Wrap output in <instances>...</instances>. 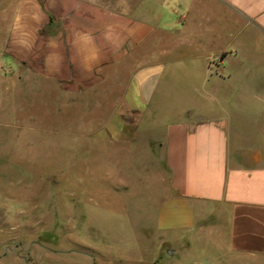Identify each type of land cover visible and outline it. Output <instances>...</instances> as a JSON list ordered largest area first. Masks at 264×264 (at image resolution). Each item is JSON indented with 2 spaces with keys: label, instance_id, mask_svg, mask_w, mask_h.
I'll return each instance as SVG.
<instances>
[{
  "label": "crops",
  "instance_id": "obj_1",
  "mask_svg": "<svg viewBox=\"0 0 264 264\" xmlns=\"http://www.w3.org/2000/svg\"><path fill=\"white\" fill-rule=\"evenodd\" d=\"M11 1V56L62 86L135 56L121 111L143 119L166 95L174 116L155 140L160 191L136 202L131 232L88 253L7 249L0 264H264V0Z\"/></svg>",
  "mask_w": 264,
  "mask_h": 264
},
{
  "label": "rangeland",
  "instance_id": "obj_2",
  "mask_svg": "<svg viewBox=\"0 0 264 264\" xmlns=\"http://www.w3.org/2000/svg\"><path fill=\"white\" fill-rule=\"evenodd\" d=\"M10 2L0 0V254L109 248L110 234L133 230L136 202L152 203L160 191L155 140L174 116L171 103L163 96L143 119L121 111L132 55L67 86L40 62L11 56ZM120 119L128 121L123 133Z\"/></svg>",
  "mask_w": 264,
  "mask_h": 264
}]
</instances>
